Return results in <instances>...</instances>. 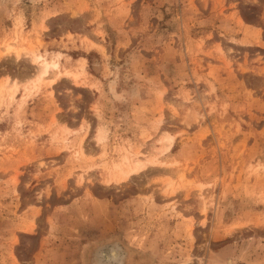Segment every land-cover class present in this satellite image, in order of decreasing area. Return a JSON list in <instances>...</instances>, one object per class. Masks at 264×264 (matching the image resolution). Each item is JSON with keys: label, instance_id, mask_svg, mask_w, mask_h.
Returning <instances> with one entry per match:
<instances>
[{"label": "rangeland", "instance_id": "obj_1", "mask_svg": "<svg viewBox=\"0 0 264 264\" xmlns=\"http://www.w3.org/2000/svg\"><path fill=\"white\" fill-rule=\"evenodd\" d=\"M0 264H264V0H0Z\"/></svg>", "mask_w": 264, "mask_h": 264}, {"label": "bare ground", "instance_id": "obj_2", "mask_svg": "<svg viewBox=\"0 0 264 264\" xmlns=\"http://www.w3.org/2000/svg\"><path fill=\"white\" fill-rule=\"evenodd\" d=\"M5 47H6V51H9V50L13 51L14 50L15 55L18 56L19 49H14L13 45H6ZM32 60L34 62H36V63H39L38 78H40V79L43 78V77H46L51 69L56 68V64L55 63L54 64L49 63L47 60L43 59V57L41 55H39V54H33ZM137 165L138 164H135V166H137ZM135 169H137V168H135ZM131 171H133V170L131 169Z\"/></svg>", "mask_w": 264, "mask_h": 264}]
</instances>
